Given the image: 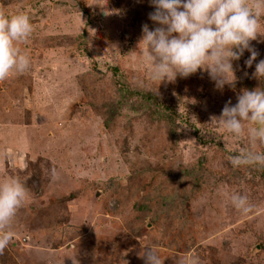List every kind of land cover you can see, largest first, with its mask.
<instances>
[{
    "label": "rangeland",
    "instance_id": "374dc122",
    "mask_svg": "<svg viewBox=\"0 0 264 264\" xmlns=\"http://www.w3.org/2000/svg\"><path fill=\"white\" fill-rule=\"evenodd\" d=\"M152 11L150 0H0L33 27L15 45L29 70L0 81V181L28 192L0 264H144L148 247L160 264H264V167L229 162L264 145L254 125L232 136L210 124L264 78L244 76L246 51L222 91L204 69L152 81L139 45ZM251 44L264 59V37Z\"/></svg>",
    "mask_w": 264,
    "mask_h": 264
},
{
    "label": "clouds",
    "instance_id": "9594fccd",
    "mask_svg": "<svg viewBox=\"0 0 264 264\" xmlns=\"http://www.w3.org/2000/svg\"><path fill=\"white\" fill-rule=\"evenodd\" d=\"M100 4V3H98ZM103 8L104 4H100ZM154 11L148 14L156 27L142 25L139 45L146 44L144 55L152 63L151 80L172 82L177 76L188 78L204 69L215 83L217 90L225 85L234 87L236 76L233 61H239L245 52L250 56L244 61L255 71L249 77L264 78V59L257 62L260 53L251 44L264 37L261 20L264 19V0H150ZM104 14H107L105 11ZM33 31L28 15L18 13L11 17L0 12V81L15 72L23 74L30 68V59L21 54L16 43L26 42ZM158 91V89H157ZM237 103L229 99L219 116L212 115L210 124L218 125L232 136H240L245 123L250 141L264 145V89H243ZM226 144V142H225ZM233 168L243 165L264 167V154L250 151L231 156ZM55 168L52 179H56ZM28 196L25 186L16 178L0 181V254L13 239L10 228L18 210ZM232 206L243 214L252 208L246 195H232ZM144 264H160L157 253L148 247L140 254ZM73 264L77 261L73 259ZM190 264H197L193 259Z\"/></svg>",
    "mask_w": 264,
    "mask_h": 264
}]
</instances>
